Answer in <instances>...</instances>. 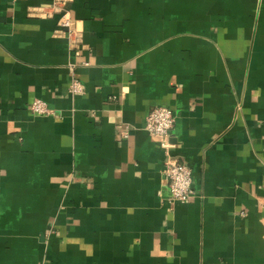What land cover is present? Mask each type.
Instances as JSON below:
<instances>
[{
    "label": "crops",
    "instance_id": "1",
    "mask_svg": "<svg viewBox=\"0 0 264 264\" xmlns=\"http://www.w3.org/2000/svg\"><path fill=\"white\" fill-rule=\"evenodd\" d=\"M53 2L0 0V264H264V0Z\"/></svg>",
    "mask_w": 264,
    "mask_h": 264
},
{
    "label": "built area",
    "instance_id": "2",
    "mask_svg": "<svg viewBox=\"0 0 264 264\" xmlns=\"http://www.w3.org/2000/svg\"><path fill=\"white\" fill-rule=\"evenodd\" d=\"M71 0H54L50 12L44 16H60L59 24L65 30L71 48L79 47L81 43V32L77 28V22L72 18L68 8ZM70 92L74 96H82L86 93L83 83L74 80L70 86ZM31 111L38 116H48L51 110L48 104L36 99L31 105ZM176 117L174 112L167 107L156 108L147 118L145 130L153 137L159 138L162 147L169 149V134L174 128ZM127 137V133H123ZM166 175L170 182L171 201L174 204H185L194 196L193 171L186 164L176 160H167Z\"/></svg>",
    "mask_w": 264,
    "mask_h": 264
}]
</instances>
